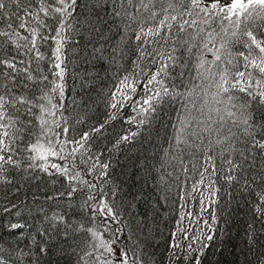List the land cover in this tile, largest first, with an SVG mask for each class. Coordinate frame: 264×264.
<instances>
[{"label":"snow or ice","instance_id":"6c2138e0","mask_svg":"<svg viewBox=\"0 0 264 264\" xmlns=\"http://www.w3.org/2000/svg\"><path fill=\"white\" fill-rule=\"evenodd\" d=\"M84 8L96 16L95 22L80 11V0H0V184L12 183L11 172L20 171L25 160L28 169L48 172L50 158H59L65 163L50 167L66 178L69 190L58 196L72 200L86 188L81 206L94 225L70 223L41 208L44 220L36 235L25 237L20 231L24 225L10 224L27 243L25 248L0 244V264H41L53 249L74 256V264H153L147 244L131 230L124 238L120 228H111L109 221H121L120 210L104 197H116L118 188L109 193L103 186L109 182L112 156L150 127L165 103H180L170 146L192 156L203 152L205 160L192 186V192L204 186L200 214L180 212L170 233L172 264H204L216 239L214 205L221 182L240 184L254 194V219L264 227V0H89ZM97 8L104 9L120 35L110 63L119 67L129 53L134 59L129 60L131 71L116 75L115 91L108 94L106 106L114 111L73 136L72 118L65 115L66 46L82 28L96 31L97 24L109 22ZM46 47L51 48L48 71L56 79L41 67ZM138 86L143 96L134 99ZM126 103L136 115L124 122L136 130L117 134L110 148H96V137L120 119ZM75 119L84 122L82 116ZM208 136L213 138L205 144ZM217 147L221 168L210 154ZM101 228L111 232L110 239ZM249 229L252 245L256 233L253 225Z\"/></svg>","mask_w":264,"mask_h":264},{"label":"trees","instance_id":"16d2710c","mask_svg":"<svg viewBox=\"0 0 264 264\" xmlns=\"http://www.w3.org/2000/svg\"><path fill=\"white\" fill-rule=\"evenodd\" d=\"M88 2L89 0H80V11L90 15L95 22L96 16L91 10L84 8ZM95 12L109 22L97 24L96 31L82 28L80 34H74L66 46L68 71L65 102L68 111L65 115L72 118L73 136L103 122L108 112L114 111L106 106L108 94L115 91L116 75L123 76L126 70L131 71L129 60L134 59L129 53L120 61L119 67L110 63L113 48L120 40V35L103 8H97ZM50 55L51 48L46 47V60L41 67L50 79H56L48 71L47 58ZM137 91L139 95L134 99H141L143 89L138 86ZM73 100L76 103L73 104ZM197 103L200 101L197 100ZM179 110V102L165 103L155 114L150 127L143 129L131 144L122 145L111 158L109 182L103 186L105 192L109 193L113 186L118 188L116 197L110 194L104 197L120 210L121 221H109L111 228H120L122 231L119 235L124 238L131 230L135 238L142 244H147L145 251L153 264H172L168 246L170 233L175 231L180 212L190 211L193 216L200 214L199 201L204 186H201V192H192V186L199 179L198 171H202L205 165L203 152L192 156L187 151L179 153L170 146L172 125L177 121ZM78 115L82 116L83 123L76 122L75 117ZM135 115L131 104L126 103L121 110L120 119L113 121L103 136L96 137V148H110L117 134H122L125 130L135 131V125L129 126L124 122L125 117ZM212 138L213 136L206 137L205 144ZM219 152L217 147L210 154L215 157L216 166L221 168L224 165ZM108 157L106 152L105 158ZM28 163L29 161H23L20 171L11 172L9 179L12 183L0 184V244L5 247L19 244L20 248H25L27 241L10 230V224L24 225L20 231H23L25 237H29V234L36 235V229L44 220V214L39 211L41 208L49 215L53 212L64 215L70 223L94 226L88 210L81 206L87 196L86 188L83 196L78 191L72 200L58 196V193L69 190L68 181L52 169L50 164L63 165L64 161L50 158L48 172L39 167L28 169ZM193 163L196 164L195 169L192 168ZM185 166L188 168L187 172L184 170ZM86 179L91 180L92 177L88 176ZM218 186L221 191L218 193V203L214 205L218 217L216 239L206 253L204 264H260L264 259V227L254 219V194L242 190L240 184L229 187L221 182ZM182 194L185 196L184 200L180 199ZM49 197L57 198L53 200L48 199ZM205 218H209L207 214ZM184 223L188 227V218ZM250 224L256 233L255 243L252 245L249 244L247 235ZM192 227L195 228V224ZM101 232L106 238H111V232H104L102 228ZM122 242L132 244V240L125 239ZM74 261V256L53 249L49 255L42 257L41 264H74Z\"/></svg>","mask_w":264,"mask_h":264}]
</instances>
